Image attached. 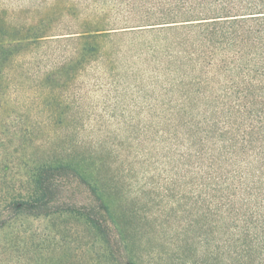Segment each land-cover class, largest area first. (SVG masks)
<instances>
[{"label": "trees", "instance_id": "1", "mask_svg": "<svg viewBox=\"0 0 264 264\" xmlns=\"http://www.w3.org/2000/svg\"><path fill=\"white\" fill-rule=\"evenodd\" d=\"M56 1L0 0V138L20 141L35 131L24 106L8 98L11 88H29V105L51 107L57 117L66 105L59 91L90 70L111 81L116 70L128 74L139 84L144 112L149 99L158 113L205 101L190 119L145 118L142 129L170 139L167 146L188 160L195 202L222 222L219 263L264 264V0H75L80 23L66 32L43 15L19 24L4 8L39 12ZM167 100L175 106L165 108ZM18 164L23 187L0 197V230L46 219L55 226L52 242L72 245L75 258L68 223L77 221L99 245L98 262L143 264L104 180L83 159L53 155ZM74 185L81 194H71ZM71 256L65 251L44 264H70Z\"/></svg>", "mask_w": 264, "mask_h": 264}, {"label": "rangeland", "instance_id": "2", "mask_svg": "<svg viewBox=\"0 0 264 264\" xmlns=\"http://www.w3.org/2000/svg\"><path fill=\"white\" fill-rule=\"evenodd\" d=\"M4 8L19 24L43 15L60 23L65 29L62 32H66L80 23L75 0H57L51 9L39 12ZM116 73L111 81L109 73L90 70L76 86L74 82L60 90V99L66 105L57 117L50 113L51 107L38 110L29 105V88L10 89L8 98L24 106L23 114L31 119L35 131L32 138L23 133L20 141L10 135L0 138V197L8 190L21 191L23 172L18 163L53 155L69 156L74 161L78 157L104 180L129 248L143 264H225L217 259L222 222L217 215L203 214L202 202H195L188 180V160L167 146L170 139L161 142L152 129L148 133L142 129L145 118L190 119L197 115L194 108L206 107L205 101H187L185 112L158 113L152 109V103L158 108L157 101L149 99V111L144 112L147 104L135 87L138 82L125 72ZM175 104L167 100L163 106ZM17 145L22 146L20 153ZM75 190L80 193L74 185L71 194L75 195ZM68 225L75 230L71 233L75 237V258L72 245L52 242L53 222L30 218L0 230V264H44L49 257L55 259L65 251L72 255L67 260L70 264L85 263L92 257V264H102L96 259L99 245L94 244L92 233L77 221ZM261 250L264 254V247ZM207 252L212 255L206 256Z\"/></svg>", "mask_w": 264, "mask_h": 264}]
</instances>
